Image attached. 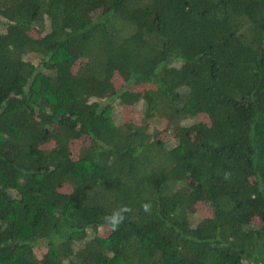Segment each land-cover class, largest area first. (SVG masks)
<instances>
[{
    "label": "trees",
    "instance_id": "1",
    "mask_svg": "<svg viewBox=\"0 0 264 264\" xmlns=\"http://www.w3.org/2000/svg\"><path fill=\"white\" fill-rule=\"evenodd\" d=\"M0 264H264V0H0Z\"/></svg>",
    "mask_w": 264,
    "mask_h": 264
},
{
    "label": "rangeland",
    "instance_id": "2",
    "mask_svg": "<svg viewBox=\"0 0 264 264\" xmlns=\"http://www.w3.org/2000/svg\"><path fill=\"white\" fill-rule=\"evenodd\" d=\"M38 57H34V56H30V60L34 61V62H37V59ZM121 84V81H116L115 82V86L116 88H119ZM137 109L138 110H141L142 109V106H141V103L137 105ZM114 113H115V120L117 122L120 121V115H121V111H120V106L116 107V109H114ZM141 114L139 111H136V110H132L130 107H126L125 109V118L130 121V122H133L135 124H140L141 123ZM204 120L206 121V118L204 117ZM161 121H159V123H157L156 120H152L150 123H149V128H151L152 130L156 131L157 129H161ZM72 153L74 154L76 151V145L73 146V149H72ZM72 157V156H71ZM61 190H64V187L60 188ZM41 251V248H37V253H39Z\"/></svg>",
    "mask_w": 264,
    "mask_h": 264
},
{
    "label": "clouds",
    "instance_id": "3",
    "mask_svg": "<svg viewBox=\"0 0 264 264\" xmlns=\"http://www.w3.org/2000/svg\"><path fill=\"white\" fill-rule=\"evenodd\" d=\"M141 207L145 212H149L151 210V205L149 203L142 204ZM130 211L131 209L129 207L123 206L119 210L113 211L110 215L105 216L103 220L107 224L109 230L115 232L119 230L125 214Z\"/></svg>",
    "mask_w": 264,
    "mask_h": 264
}]
</instances>
